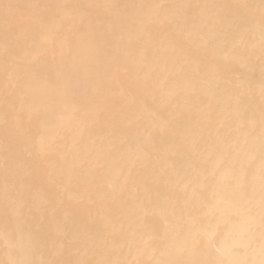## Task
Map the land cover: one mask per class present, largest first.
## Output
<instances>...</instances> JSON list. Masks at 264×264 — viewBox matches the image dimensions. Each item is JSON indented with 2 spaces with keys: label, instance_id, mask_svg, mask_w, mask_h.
Here are the masks:
<instances>
[{
  "label": "bare ground",
  "instance_id": "obj_1",
  "mask_svg": "<svg viewBox=\"0 0 264 264\" xmlns=\"http://www.w3.org/2000/svg\"><path fill=\"white\" fill-rule=\"evenodd\" d=\"M0 264H264V0H0Z\"/></svg>",
  "mask_w": 264,
  "mask_h": 264
}]
</instances>
